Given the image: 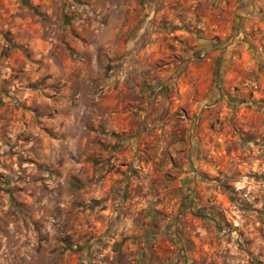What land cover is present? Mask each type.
<instances>
[{
	"label": "rangeland",
	"instance_id": "obj_1",
	"mask_svg": "<svg viewBox=\"0 0 264 264\" xmlns=\"http://www.w3.org/2000/svg\"><path fill=\"white\" fill-rule=\"evenodd\" d=\"M232 1L0 0V264H264V0Z\"/></svg>",
	"mask_w": 264,
	"mask_h": 264
},
{
	"label": "crops",
	"instance_id": "obj_2",
	"mask_svg": "<svg viewBox=\"0 0 264 264\" xmlns=\"http://www.w3.org/2000/svg\"><path fill=\"white\" fill-rule=\"evenodd\" d=\"M224 0H219V3L221 4V6H224L225 3L229 2V5H231L234 1L232 0H225V3L223 2ZM231 1V2H230Z\"/></svg>",
	"mask_w": 264,
	"mask_h": 264
},
{
	"label": "trees",
	"instance_id": "obj_3",
	"mask_svg": "<svg viewBox=\"0 0 264 264\" xmlns=\"http://www.w3.org/2000/svg\"><path fill=\"white\" fill-rule=\"evenodd\" d=\"M201 41H203V42H208V40H205V39H201Z\"/></svg>",
	"mask_w": 264,
	"mask_h": 264
}]
</instances>
